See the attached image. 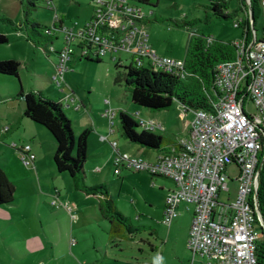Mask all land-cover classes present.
Instances as JSON below:
<instances>
[{
    "label": "rangeland",
    "instance_id": "obj_1",
    "mask_svg": "<svg viewBox=\"0 0 264 264\" xmlns=\"http://www.w3.org/2000/svg\"><path fill=\"white\" fill-rule=\"evenodd\" d=\"M239 4V0L228 1V10L232 14L225 19L214 15L209 8V0H158L157 4L154 0V7L142 5L144 12L151 10L154 13L153 16L149 15L146 27L148 41L154 44L153 49L158 54L177 59L184 58L190 32L223 42L239 41L243 30L242 27L234 26V22L242 17V12L237 10ZM35 6V9L30 10L28 19L38 24L42 33L46 29L51 30L50 34L55 39L48 45V49L53 48L55 52L61 48L63 30L71 29L77 33L92 13V0H53L49 8L41 0H36ZM25 10L22 0H0V17L12 22L10 25L0 21V35L7 38V43L0 45V61L15 60L20 64L18 78L0 74V99L5 96L8 98L13 90L21 87L25 93L40 90L46 97L58 101H62L65 95H72L85 103L90 101L95 108L108 101L112 109L113 105L118 104L119 109L127 113L136 124H139L140 119L154 121L148 117L147 108L131 102L130 94L123 85V66L130 63L124 52L115 55L122 61L120 68L114 67L115 62L109 54L101 57L99 63L78 60L74 56L68 71L63 75V82L58 86L51 79L54 75L52 62L56 55L51 53L46 57L41 48L33 46L26 39ZM154 16L158 18L157 21H154ZM59 19L62 20L61 30H53V26L58 27ZM185 20L193 21L189 30L183 24ZM263 29L264 16L258 15L255 22L258 38L262 36ZM250 33L254 35L252 29ZM15 103L9 101L7 104ZM5 107L6 103L0 101V111L5 110ZM114 110L116 114L111 128L114 134L109 142L115 141L118 149L129 152L128 142L119 123V112ZM245 110L247 113L255 112L251 102L245 103ZM67 113L64 112L68 118ZM157 113L161 120L154 122L161 124L163 129L155 130V133L186 137L193 117L191 111H185L179 103L174 102L168 110ZM92 118L96 121L94 115ZM71 129L75 138L84 129L89 130L88 140L94 130L86 127L77 131L79 129L72 126ZM142 129L144 127L139 125L136 127L137 131ZM39 130L42 134H36L31 142L0 139L2 152L9 160V170L4 174L14 189L12 203L0 205V220H23L37 229L43 226L47 233H56L60 237L67 234L73 252L77 250L79 254L85 253L91 261L98 254V264H190L193 256L185 244L189 212L180 207L179 216L171 224L161 222L164 197L160 190L170 185L167 180L126 168H122L119 176L115 175L113 161L109 164L95 162L97 152L94 151L97 147L88 145L85 169H93L95 166L104 168L105 165L106 168L101 183L92 185L86 181L87 185H105L118 211L129 219L132 226L130 235L111 239L109 222L102 212L100 202L77 191L68 174L55 170L52 161L54 145L50 134L43 127ZM109 142L105 141V144L111 149ZM27 143L30 146H41V152L45 155L41 161L42 172H34L21 163L19 149ZM13 144L16 148L12 147ZM101 148L99 157L106 153V148ZM14 155H17L18 160L12 157ZM151 157V154H143L139 158L150 161ZM225 172L229 197L223 193L218 200L228 204L235 197L237 184L233 179L237 175V167L229 165ZM100 249L105 252V257L101 256ZM159 256L163 258L160 262Z\"/></svg>",
    "mask_w": 264,
    "mask_h": 264
},
{
    "label": "built area",
    "instance_id": "obj_2",
    "mask_svg": "<svg viewBox=\"0 0 264 264\" xmlns=\"http://www.w3.org/2000/svg\"><path fill=\"white\" fill-rule=\"evenodd\" d=\"M43 1L48 7L52 2ZM260 11L264 16V0H260ZM146 18L134 0H92V13L83 28L77 33L63 30L52 80L61 85L76 50L81 59H100L109 54L117 63L122 61L115 55L124 52L136 67L149 65L180 75L184 60L159 55L151 47ZM240 21L234 26L238 27ZM58 27L55 30H61ZM232 44L234 58L217 64L215 69L212 108L191 111L188 134L176 139L177 146L167 148L153 161L121 153L115 141L110 146L115 154V175L126 168L172 181L174 188L165 197L161 222L169 225L181 205L191 207L186 245L192 256L214 259V264H257V226L264 229L256 200L264 165V30L260 38L254 34L246 40L242 36ZM247 102L254 106V113L246 112ZM103 116L113 132L114 112L106 110ZM138 125L149 131L163 129L157 122L142 119ZM19 151L22 164L33 166L35 155L30 145ZM229 165L237 167L233 179L237 186L235 197L226 204L218 199L223 193L229 197L225 172Z\"/></svg>",
    "mask_w": 264,
    "mask_h": 264
},
{
    "label": "trees",
    "instance_id": "obj_3",
    "mask_svg": "<svg viewBox=\"0 0 264 264\" xmlns=\"http://www.w3.org/2000/svg\"><path fill=\"white\" fill-rule=\"evenodd\" d=\"M44 2L43 0H41ZM53 1V0H52ZM138 5L152 6L154 0H134ZM158 0H155V3ZM209 8L219 18L230 17L226 13L228 7L224 0H209ZM25 4L24 28L26 39L33 46L41 48L48 57L57 52L48 49L55 37L51 30L42 33L40 26L28 19L31 9H35L36 0H22ZM249 3V4H248ZM52 2L50 3V5ZM248 4L249 17L242 21L243 32L246 40H249V22L252 23V31L255 32V22L261 15L260 0H242V5ZM47 8H49L47 6ZM237 10H240L237 8ZM237 13V11L235 10ZM234 13V14H236ZM154 21L158 18L154 16ZM1 22L12 25L9 19L0 17ZM149 22V20H148ZM193 21H183L189 30ZM59 27L62 20L58 21ZM178 25V24H177ZM53 30L56 28L53 26ZM7 38L0 35V45L6 44ZM235 56V47L232 42H223L212 37H203L190 32L189 40L184 55V68L180 75L155 70L152 66L136 67L133 63L123 66V85L129 92L131 102L136 106L147 108L151 111L168 110L174 102L179 103L185 111L205 110L209 111L216 98L214 88V75L217 64L230 61ZM99 63V59H85ZM56 62V61H55ZM121 63L115 62L114 67L120 68ZM20 64L15 60L0 61V74L18 78ZM18 97L23 101V116L28 120L45 128L54 145L52 157L53 165L58 173H66L73 180L75 189L88 197L96 198L109 222V236L122 238L130 235L132 226L128 218L118 211L111 195L105 185H87L84 173V165L87 159L88 130L82 131L76 138L71 129V124L65 116L63 107L59 101L46 97L40 90L24 93L20 88ZM119 123L125 139L133 144L148 148L160 149L177 146L176 139L156 135L149 130L137 131L136 124L124 111L118 114ZM14 189L8 182L4 172L0 168V205H9L13 201ZM257 208L264 221V196L260 181L256 191ZM257 264H264V242L257 243Z\"/></svg>",
    "mask_w": 264,
    "mask_h": 264
},
{
    "label": "crops",
    "instance_id": "obj_4",
    "mask_svg": "<svg viewBox=\"0 0 264 264\" xmlns=\"http://www.w3.org/2000/svg\"><path fill=\"white\" fill-rule=\"evenodd\" d=\"M224 1L227 2V7H228L229 0H224ZM239 1L240 4L238 8L240 9L239 11L242 12V17L236 21L241 20L238 27H242L243 24L242 21H246L249 17V6L247 4L242 5V0ZM226 13L231 14V12L228 9ZM146 14H147V18H146L145 26L147 27L149 15L153 16L154 13L151 10H149L147 11ZM250 29H252L251 22H249V40L252 39ZM242 30H244L243 27ZM253 33L256 36V30L255 32L253 31ZM149 44L151 45L152 48L155 47L153 43L149 42ZM74 56H76L78 60L81 59L77 54ZM72 60L74 59L72 58L71 61ZM55 61H56V57L55 60L52 62V66L55 63ZM69 63L67 64L68 69H69ZM20 88L18 89L16 88L15 90H13V92L10 94L8 98L5 96L0 99L2 104L6 103L5 110L0 111V139H5V140L11 139L20 142L21 141L31 142L34 140L36 134L38 135L42 134L41 131L39 130V128L41 127L38 124H35L34 122L28 120L23 116V101L21 97L17 96ZM61 99L62 101L59 102L63 107V111L64 112L68 111L67 113L69 115L68 118L73 128L79 129L77 131H81L80 129L86 127H88V129H94L93 130L94 132L92 131L91 133L92 134L91 139L88 140V145L92 147L95 145L97 147L95 148L96 150L94 151L97 152V158L95 162L101 164L102 163L109 164L110 162L114 161L115 154L113 149L112 148L108 149L107 145L105 144V141L109 142L111 140L110 138L114 133L110 132L108 119L103 116V113L106 110H111L116 114V111L114 109H117L118 112H121V110L119 109L120 106H117L118 104H115L112 106L114 109H112L109 106V102L108 103L104 102V103H100L98 108H95L92 106L90 101L87 100V103H85V101L76 99L72 97V95H65ZM9 101L11 102L15 101L16 103L13 105H8L7 103ZM147 110L148 111L146 112L150 119H153L154 121L161 120V118L157 116L158 111H151L149 109ZM92 115L95 116L96 121L92 118ZM154 131L152 132L156 135H161L173 139L182 137L176 135L155 133ZM98 136H99V140L97 139ZM102 138H105V140ZM103 146L106 148L105 156L101 155L99 157L100 155L99 152L100 150L102 151L103 148L101 147ZM128 146L130 148L128 150L130 153L127 151L122 152L120 149L119 151L121 153L131 154L135 157H142L143 154H149V155L151 154L152 157L150 161L155 160V158L159 154L164 153L165 150L167 149V147L160 149H148L130 142H128ZM30 149L32 153H34L36 156L34 160V165L31 166L30 168L34 170V172L35 171L42 172L43 168L41 167V161L45 159V155L41 152V146L40 145L30 146ZM53 153L54 151L52 152V155ZM5 155L6 154L2 152V145L0 144V168L4 173H6L9 170V160L6 158ZM12 157L15 160H18L17 155H14ZM105 168L106 165L104 166V168L102 166H98V167L95 166L93 169H89V168L85 169V165H84V173H85L86 181H89L90 183H92V185L101 183L104 179L103 170ZM149 176L156 177L151 175ZM163 179L167 180L170 183L169 186H167L166 188H161L160 190L165 200L166 195L168 194L169 191H171L174 188V185L171 180L166 178ZM260 185L264 196V165L261 170ZM164 200L162 206L163 209H164ZM180 207H183L182 210L189 212L190 221H191V207H187L185 205H181ZM179 208H178V213L180 212ZM162 216H163V212H162ZM189 226H190V222L188 224L186 231V240H185L186 242H187ZM257 231H258L257 243L260 244L264 242V229H262L260 226H257ZM100 251H101L100 252L101 256L105 257V252L102 251L101 249ZM97 255L91 261L90 259L87 258V255L85 253L79 254L77 250L73 252V250L70 248V245L68 244L67 234H63L60 237L56 233H49V232L47 233L44 230L43 226L40 227V229H37L33 225H31V223H28L23 220H15V221L7 220V219L0 220V264H90V263L98 264L99 257H97ZM160 260H161V256H160ZM190 264H214V259L208 260L202 258L199 255H195L192 257Z\"/></svg>",
    "mask_w": 264,
    "mask_h": 264
},
{
    "label": "clouds",
    "instance_id": "obj_5",
    "mask_svg": "<svg viewBox=\"0 0 264 264\" xmlns=\"http://www.w3.org/2000/svg\"><path fill=\"white\" fill-rule=\"evenodd\" d=\"M161 259H163V258H161Z\"/></svg>",
    "mask_w": 264,
    "mask_h": 264
},
{
    "label": "water",
    "instance_id": "obj_6",
    "mask_svg": "<svg viewBox=\"0 0 264 264\" xmlns=\"http://www.w3.org/2000/svg\"><path fill=\"white\" fill-rule=\"evenodd\" d=\"M263 220V219H262Z\"/></svg>",
    "mask_w": 264,
    "mask_h": 264
}]
</instances>
